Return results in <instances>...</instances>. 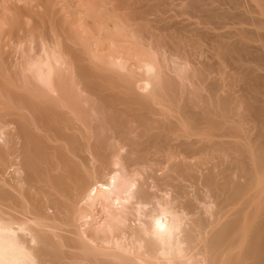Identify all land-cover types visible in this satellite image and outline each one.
<instances>
[{
	"label": "bare ground",
	"instance_id": "bare-ground-1",
	"mask_svg": "<svg viewBox=\"0 0 264 264\" xmlns=\"http://www.w3.org/2000/svg\"><path fill=\"white\" fill-rule=\"evenodd\" d=\"M158 1L0 0V264H264L241 7Z\"/></svg>",
	"mask_w": 264,
	"mask_h": 264
},
{
	"label": "rangeland",
	"instance_id": "rangeland-1",
	"mask_svg": "<svg viewBox=\"0 0 264 264\" xmlns=\"http://www.w3.org/2000/svg\"><path fill=\"white\" fill-rule=\"evenodd\" d=\"M189 0H162V1H160V2H162V4L161 3H159V1H158V3L159 4H157L156 3V5H159V7H161V9L164 11V9L163 8H165V9H167L168 11V13H171L170 15H172V14H175V15H172V16H176V19H180L181 17H182V19L184 18H186V17H188L187 15H189V14H191V12H189L188 10H192V12L195 14V15H197V13H196V10H194V9H190V7L188 6V4L190 3V1L188 2ZM204 1V3H206V5L208 6L209 5V1L212 3L211 5H213V6H209L210 8L212 7L213 9H214V7H216L217 5V7L216 8H222L221 10H226V12L228 11V12H232V13H234L235 14V12H236V10H237V12L239 13V11H240V7H241V11H240V14L241 13H243V14H241V19H242V21H241V19H239V18H236L235 20L234 19H226V18H224V19H226V20H224V19H222L221 20V22H224V23H218V26H220V30L219 29H217V30H219V31H223V30H228V31H230V30H234L235 29V26L236 27H240V25H242L243 27H241L242 29V32H244L243 30H246V32H244L245 34L247 33V31L249 32V34H248V36H251L250 38L248 37V39L247 38H245L243 41L245 42V44L246 45H248V46H246L245 45V47L246 48H248V49H246V51L247 52H245V54H242V56H243V58L240 60V63H241V61H242V63H241V68H240V70L239 69H237L236 71L235 70H233L234 68H233V64L230 62V60H232L231 58L232 57H229L228 55L226 56V57H228V58H226L225 57V59L224 58H220V61L219 62H225L224 64H222V72H223V74H222V76L225 78L226 77V79L228 80L229 79V77H230V79H231V77H232V80H233V82H234V79L235 78H237V79H235L236 81V84L238 85V86H236L237 88H239V84L241 83V85L245 82L244 80H243V76H245L243 73H245L243 70H246V69H248V71H250V70H252L251 72H252V75H251V77L253 76V77H255L256 75H258L259 74V78L257 77V79H256V77L251 81L252 83L254 82V80H255V82L253 83L254 85H257V87H258V85H259V83H260V85L262 86V84L264 83H262V81H264L263 79H264V0H238L237 2V4H236V7L235 8H233L235 5H234V3H231V1H229V2H227L228 0H224L223 2H222V0H202V2ZM151 2V1H150ZM154 2V1H153ZM153 2H151V3H153ZM208 2V3H207ZM219 2H220V4H219ZM169 3V4H168ZM228 3H229V5H228ZM233 4V6L231 5V4ZM227 4V5H226ZM240 4V5H239ZM155 5V4H154ZM161 5V6H160ZM187 5V6H186ZM216 5V6H215ZM237 5H239V7L237 6ZM225 6V7H224ZM228 6H230V7H228ZM158 7V8H159ZM163 7V8H162ZM187 7H189V8H187ZM215 8V9H216ZM217 9V10H218ZM231 9V10H230ZM239 9V10H238ZM246 9V10H245ZM194 10V11H193ZM243 10V11H242ZM189 12V14H188V12ZM252 11V12H251ZM227 12V13H228ZM168 13L166 14V11H165V13L164 14H166V15H168ZM180 14V15H179ZM199 14V13H198ZM228 14H230V13H228ZM191 15H193V14H191ZM171 16V17H172ZM190 16V15H189ZM199 15H197V17H198ZM173 17V18H174ZM192 18V17H191ZM193 18H196V17H194L193 16ZM193 18L191 19V20H193ZM199 18V17H198ZM197 18V19H198ZM175 19V18H174ZM186 19H190V17H188V18H186ZM195 20V19H194ZM240 20V22H238ZM259 20V21H258ZM261 20V21H260ZM235 21V22H234ZM255 21V22H254ZM220 22V21H219ZM226 22H227V24H226ZM231 22V23H230ZM238 22V23H237ZM249 22V23H248ZM260 22V23H259ZM256 23V24H255ZM239 24V25H238ZM223 25V26H222ZM210 26V25H209ZM260 26V27H259ZM210 27H214L213 25L212 26H210ZM222 27V28H221ZM228 29H227V28ZM211 28V29H212ZM216 28V27H215ZM219 28V27H218ZM225 28V29H224ZM246 28V29H245ZM210 29V30H211ZM221 29H223V30H221ZM232 30V31H233ZM224 31V32H225ZM251 31V32H250ZM257 31H259V32H257ZM257 33V34H256ZM252 34V35H251ZM253 39V40H252ZM227 39H225V41H226ZM229 40V39H228ZM247 40H249V41H247ZM246 42H248V43H246ZM251 43V44H250ZM261 48V49H260ZM222 50V49H221ZM256 50V51H255ZM258 50V51H257ZM248 51H250V52H248ZM207 52V51H206ZM205 52V53H206ZM257 52H258V54H257ZM260 52V53H259ZM254 53H256V54H254ZM248 54V55H247ZM208 55H209V53H208ZM245 55V56H244ZM260 55H261V57H260ZM219 56V55H218ZM250 56H252L253 58H251L250 59ZM212 57V56H211ZM210 57V58H211ZM220 57H221V55H220ZM246 57V58H245ZM256 57V58H255ZM214 58H216L215 56H214ZM213 58V60L215 61V59ZM207 61H210L211 62V59H207V58H205ZM219 59V57H217L216 58V60H218ZM224 59V60H223ZM247 59H248V61L249 62H247ZM250 59V60H249ZM256 59L258 60V61H256ZM260 59V60H259ZM223 60V61H222ZM243 60H244V63H245V61H246V63L244 64L243 63ZM251 60H252V62H251ZM254 60V61H253ZM218 62V61H217ZM256 62V66L254 65V63ZM230 63V64H229ZM239 63V64H240ZM260 63H262V65L260 64ZM245 65L244 67H243V65ZM250 64V65H249ZM247 65V66H246ZM254 65V67H257V68H255L256 70H254V68L252 67ZM262 68H258L259 66ZM249 66H251L252 68H250ZM224 68V69H223ZM233 68V69H232ZM250 69V70H249ZM232 70L234 71V73L232 72ZM253 70H254V72H253ZM226 71V72H225ZM239 71H240V74H239ZM257 71V72H256ZM228 72V74H225V73H227ZM242 72V73H241ZM257 74H256V73ZM258 72H260V73H258ZM232 73V74H231ZM247 73V72H246ZM250 73V72H249ZM230 74V75H229ZM234 74V75H233ZM238 74H239V76H238ZM251 74V73H250ZM254 74V75H253ZM263 74V75H262ZM225 75V76H224ZM227 75H228V77H227ZM243 75V76H242ZM237 76V77H236ZM248 77H249V75H248ZM251 77H249L248 79H250ZM261 77H262V79H261ZM247 78V77H246ZM230 79L228 80L229 82H230ZM261 79V80H260ZM232 80H231V82H232ZM246 81H247V79H245ZM250 81H247V82H249L250 84L248 85L247 84V86H245V84H246V82H245V84L243 85V86H245L246 88H248V89H245L246 91V95H247V98L250 96V97H252L251 96V94L253 95V97L254 96H258L259 95V92H260V89L259 88H257L256 87V89H257V91H258V93H257V91H255V86L250 82ZM256 83V84H255ZM251 84H252V86H251ZM254 86V87H253ZM235 87V88H236ZM253 87V88H252ZM249 88H250V90H249ZM259 89V90H258ZM248 90H249V92H248ZM252 90V91H251ZM253 90L256 92V95H255V93L253 92ZM262 90V89H261ZM251 91V92H250ZM263 91V90H262ZM248 92V93H247ZM248 94H250V95H248ZM249 97V98H250ZM245 97H243L242 99H244ZM246 98V100H248ZM251 101H252V99H250ZM244 101V100H243ZM246 102V101H245ZM244 102V103H245ZM243 102H241V104H242ZM248 103H250V102H248ZM246 104V103H245ZM248 105V104H247ZM243 105H241V107H242ZM249 106V108L248 107H244V108H248V109H246V111L244 110V109H241L242 111H244V112H246V114H248V113H250L253 109V104H251V107H250V105H248ZM252 109V110H251ZM248 111V112H247ZM243 112V113H244ZM252 113V112H251ZM250 115V114H249ZM249 119H250V117H249ZM248 119V120H249ZM251 119H253V117L251 116ZM254 121V120H253ZM249 122H250V120H249ZM250 123H252V121L250 122ZM249 123V124H250Z\"/></svg>",
	"mask_w": 264,
	"mask_h": 264
}]
</instances>
